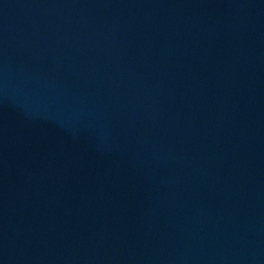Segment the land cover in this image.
Listing matches in <instances>:
<instances>
[{"label": "water", "instance_id": "water-1", "mask_svg": "<svg viewBox=\"0 0 264 264\" xmlns=\"http://www.w3.org/2000/svg\"><path fill=\"white\" fill-rule=\"evenodd\" d=\"M0 264H264V0H0Z\"/></svg>", "mask_w": 264, "mask_h": 264}]
</instances>
